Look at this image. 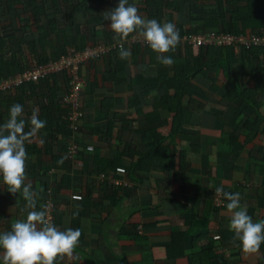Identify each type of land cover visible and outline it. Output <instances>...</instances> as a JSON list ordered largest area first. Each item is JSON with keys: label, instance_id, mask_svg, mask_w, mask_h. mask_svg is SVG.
<instances>
[{"label": "crops", "instance_id": "0c3cea01", "mask_svg": "<svg viewBox=\"0 0 264 264\" xmlns=\"http://www.w3.org/2000/svg\"><path fill=\"white\" fill-rule=\"evenodd\" d=\"M229 1L235 0L129 4L146 19L174 23L181 39L187 29L221 31L215 16ZM118 4L119 0H0V79L19 74L20 66L36 58L57 57L73 42L87 46L112 39L110 21L103 16ZM236 26L243 31L241 23ZM131 45L125 47L131 51L128 59L121 60L119 52L111 55L114 70H109L105 57L83 66L78 105L84 116L77 132L70 137L66 130L55 133L45 145L41 140L48 134L41 130L25 145L26 177L38 194L37 210L51 202L55 226L82 233L75 250L78 259L60 264H264V244L258 254H244L229 230L228 201L222 197L224 207L213 203L217 187L239 192L253 222L264 220V89L257 93L256 109L241 103L221 68L209 67L206 77L195 80L202 89L196 98L203 107L184 108L173 132L174 115L161 104L167 91L160 85L166 78L160 71L168 66L150 48L144 52ZM215 49L216 57L232 59L233 67L243 65L239 50L228 48L229 55L226 48ZM117 60L121 67L115 74ZM254 83L245 80L248 88ZM22 91L14 87L0 92V124L9 118L10 107L20 104L28 131L39 104L34 95ZM65 96L58 93L67 106ZM71 142L82 147V166L67 153ZM152 149L156 158L147 165L152 169H134L140 154ZM75 195L83 198L76 200ZM24 204L22 195L0 184V232L25 217ZM170 248L174 252L169 257Z\"/></svg>", "mask_w": 264, "mask_h": 264}, {"label": "clouds", "instance_id": "9594fccd", "mask_svg": "<svg viewBox=\"0 0 264 264\" xmlns=\"http://www.w3.org/2000/svg\"><path fill=\"white\" fill-rule=\"evenodd\" d=\"M103 17L110 21L108 28L114 33L121 60L131 56L130 49L124 45L132 36L134 39L142 38L157 54L161 64L169 67L173 65L174 60L166 54L173 52L180 43L174 23L146 19L134 4H129V0H119L118 6ZM23 115V106L13 104L9 118L0 124V184L6 186L9 193L22 195L25 204L21 211L26 213L23 219L11 224L9 231L0 232V261L2 264H60L65 259L73 261L78 259L75 250L80 242L81 230L68 228L61 231L51 222L47 205L37 210L38 194L26 177L28 155L25 145L39 136L47 122L33 112L30 128L25 131ZM215 192L228 201L229 230L239 241L242 252L246 255L258 254L264 244V220L253 222L247 208L240 203L239 192H225L221 187H217Z\"/></svg>", "mask_w": 264, "mask_h": 264}, {"label": "trees", "instance_id": "16d2710c", "mask_svg": "<svg viewBox=\"0 0 264 264\" xmlns=\"http://www.w3.org/2000/svg\"><path fill=\"white\" fill-rule=\"evenodd\" d=\"M115 2L116 1L112 2L113 5ZM113 8L115 9L116 7L114 6ZM215 19H217L221 24V31H215L216 34L243 33L264 36V0H235L226 2L224 5V9L218 11V15L215 16ZM237 23H241L243 25V31L244 29H248L250 32L246 33L243 31H239L236 26ZM206 32L207 31L204 29H187L185 30L183 35ZM112 39H103L102 41H100V43H94L93 45H113L116 41ZM69 45H74L77 49H83L86 46H81L80 44L75 42ZM126 45L127 43H125L124 46L126 47ZM132 46L133 48L143 50L144 52L147 50V48H149V46L142 47V44L140 43H133V45H131L130 47ZM215 48L228 49L229 47L205 45L198 48L193 47L186 41L180 39V43L178 44L176 49L173 52L166 54L174 60V63L172 66H168L167 68L164 67L160 71L161 75L166 76L165 79L161 80L160 85L164 86L167 91V95L161 99V104L174 115L175 124L172 130L173 132H176L178 130L180 115L184 108H189L192 106L193 109L196 110L203 107V104L196 98L200 95L202 89L195 82V80L199 76L206 77L209 67L221 68L232 91L235 93L236 97L241 101V103L251 105L256 109L260 108V100H258L256 96L258 92H262V90L264 89V47H240L238 50L243 61V65L241 66V68L233 67L231 58H229L231 59L230 61H225L222 58L216 57ZM230 49L232 50V48ZM230 49L226 50V52H228L227 54L230 53ZM116 52H119L118 48L113 49L111 52L103 56L105 58H109V70H114V64L110 59L112 58L111 55ZM57 57L36 58L33 60V63L31 65L23 64L22 66H20L16 70V73H22L32 65H41L47 63L48 61L56 60ZM102 58L92 59L88 63ZM120 64L121 61L117 60V64L115 66V74L119 71L120 68L118 67L120 66ZM169 71L172 72V76H169ZM247 79H252L255 82L254 87L248 88L245 86V80ZM69 82L70 80L68 73L63 72L52 74L37 81L29 82L16 87L19 92L23 93L24 91L22 90H27L26 92H29V95H34L33 97L37 98L39 107H37L38 110L33 112H36L41 120L47 122L45 128L42 130L48 134V137L43 140L45 145L51 144V138L55 133H62L66 130L69 132L70 137V133L73 132L72 129H69L68 127V118L71 107L70 105L66 106L62 98L58 97V93L61 91H63L66 95L68 94V92L70 91ZM81 118L82 116L78 119L80 120ZM259 122L260 121L257 120L255 124L256 129H258ZM77 130L78 121L75 122L74 132H77ZM68 147L69 145L67 146V150ZM81 151L82 149H80L79 153L73 157V159L78 162L77 164L79 166H81L80 163H83L79 161L81 160ZM153 158H156L153 155V149L140 154L139 161L134 165V169L144 171L151 170L152 168H150V166L147 167V165L152 162L151 160H153ZM150 165L155 166V164ZM110 168L113 167L111 166ZM179 242L180 240L175 241V243ZM168 250L170 253V257L172 255L173 249L172 251L171 248ZM180 255L181 253L176 254V256Z\"/></svg>", "mask_w": 264, "mask_h": 264}, {"label": "built area", "instance_id": "2783aa9c", "mask_svg": "<svg viewBox=\"0 0 264 264\" xmlns=\"http://www.w3.org/2000/svg\"><path fill=\"white\" fill-rule=\"evenodd\" d=\"M133 36H135V34H133ZM182 40L186 41L193 47L198 48L205 45H210L216 47H229L232 48V50L237 51L240 47H264V36L255 34H216L215 32H206L201 34L183 35ZM126 43H140L142 46H148L144 43L142 38L136 37L134 39L132 36L129 37ZM116 48L119 49L116 43L113 45H87L83 49H77L74 45H69L66 52L60 54L56 60H51L41 65H32L22 73L0 79V92H5L7 90L13 89L14 87H19L26 83L37 81L52 74L67 72L70 80V91L65 96L64 101L71 107L68 118V127L69 129H72V133H75V122L79 120V117L84 116L79 110L78 105V99L84 86L82 68L90 60L102 58L105 54ZM80 149L81 147L79 144L71 142L67 153L69 157L73 158L79 153ZM93 149L94 148L91 146L86 147V150L88 151H93ZM80 165L82 166L83 163H80ZM118 170L120 172L125 171L124 169ZM73 198L76 200H81L83 197L80 195H75ZM213 203L216 207H224L226 205L222 196L217 195H215ZM43 205L48 206V214L51 222L53 223V204L51 202H46ZM218 238L219 236H215V239Z\"/></svg>", "mask_w": 264, "mask_h": 264}]
</instances>
